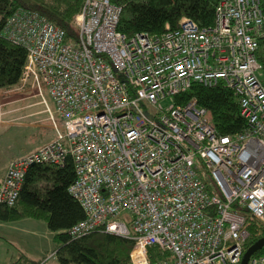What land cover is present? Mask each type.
I'll return each mask as SVG.
<instances>
[{"label":"built area","instance_id":"1","mask_svg":"<svg viewBox=\"0 0 264 264\" xmlns=\"http://www.w3.org/2000/svg\"><path fill=\"white\" fill-rule=\"evenodd\" d=\"M121 11L84 0L69 41L34 12L6 20L2 34L27 51L19 84L41 98L47 89L55 137L10 162L0 208L14 205L29 166L70 156L68 191L85 215L73 237L130 240L129 264H240L248 219L264 229L261 0H219L209 28L182 18L175 30L130 38L117 31ZM197 83L232 90L245 129L219 135L194 99L174 103ZM261 250L247 264H264Z\"/></svg>","mask_w":264,"mask_h":264},{"label":"trees","instance_id":"2","mask_svg":"<svg viewBox=\"0 0 264 264\" xmlns=\"http://www.w3.org/2000/svg\"><path fill=\"white\" fill-rule=\"evenodd\" d=\"M109 1L122 7L117 31L127 38L138 33L160 35L166 25L175 30L182 18L199 28H209L214 24L219 3V0ZM83 3L84 0H0V90L19 85L27 55L22 46L2 34L6 20L18 9L34 12L63 30L65 40L69 41L75 37L74 18L80 13ZM261 10L262 35L257 40L255 59L264 74V0H261ZM192 99L209 112L212 126L219 135L233 137L245 129L238 99L223 83L213 87L194 84L183 94L175 96L174 103L183 105ZM74 179V163L70 156L61 167L29 166L14 205L0 208V223L25 219L44 222L54 242L58 243L52 254L57 264H129L132 241L103 232H91L81 237L70 234L73 226L85 219L82 207L68 191ZM248 222L249 238L245 250L264 236V229L260 231L256 221L248 219ZM155 252V249H149L153 260L160 256Z\"/></svg>","mask_w":264,"mask_h":264},{"label":"rangeland","instance_id":"3","mask_svg":"<svg viewBox=\"0 0 264 264\" xmlns=\"http://www.w3.org/2000/svg\"><path fill=\"white\" fill-rule=\"evenodd\" d=\"M168 103L169 101L164 105ZM46 107L53 110L54 106L45 87L42 88V98L37 94L36 89L28 85L19 84L13 89L0 90V173L4 172L11 154L18 150L36 148L38 144L52 137L53 131L49 128L51 122ZM11 110L14 111L12 117L18 120L7 118L10 116L7 113L10 112L6 111ZM8 124H12L13 127L10 128ZM27 221L33 223L34 227H27L26 231L18 234L16 240H13L14 236L11 232L19 233L13 229V226L28 224ZM18 223L20 224H5L0 228V236L5 238L3 242L6 240L8 243L6 246L8 254L4 251L5 246L0 245V264H57L51 252L57 249L58 243L54 242L52 235L48 233L46 224L27 219ZM27 242L35 244L36 247L26 246ZM37 247L46 250L47 255L43 253L40 258Z\"/></svg>","mask_w":264,"mask_h":264},{"label":"crops","instance_id":"4","mask_svg":"<svg viewBox=\"0 0 264 264\" xmlns=\"http://www.w3.org/2000/svg\"><path fill=\"white\" fill-rule=\"evenodd\" d=\"M6 112H10V113H7V114H9L10 116H8L7 118H9V120H12V119H17L18 120V118H15V117H12V114H13V112L14 111H6ZM3 116V115H2ZM10 118H12V119H10ZM9 125V127L10 128H12L13 126H12V124H8ZM22 125V124H21ZM23 126H26V125H23ZM49 128L52 130V128L49 126ZM53 131V130H52ZM54 137H55V134H54V132H52V137L49 139V140H46L45 142L43 141L41 144H38V147H36V148H32V149H27V150H24V151H17L16 153H13V154H11L10 156H9V160H8V164H9V162L11 161V160H14V159H18V158H22V157H24L25 155H27V154H29V153H31V152H33V151H35V150H37L38 148H40L41 146H43V145H45L46 143H48V142H50V141H52L53 139H54ZM8 164H7V166H6V168H5V170H4V172H2V173H0V181L2 180V178H3V176H4V173L6 172V169H7V167H8ZM27 220H31V219H27ZM20 221H22V220H19V221H16V222H11V223H0V228H2V226L3 225H7V224H12V223H14V224H20V223H18V222H20ZM35 221V220H34ZM33 222V221H32ZM27 223L28 224H26V223H23V224H21V225H14L13 226V229L16 231V232H19V233H14V232H11V235H13L14 236V238H13V240H16V237H18V234H20V233H23V231H26V229H27V227H34V225H33V223H29L28 221H27ZM48 231V230H47ZM48 233L50 234V235H52L49 231H48ZM31 237H35V236H31ZM52 238H53V235H52ZM3 239H5L3 236H0V245H3V246H5L4 248L1 246V248H3L4 249V251L5 252H7V254H8V250H7V248H6V246H7V241L5 240L4 242H3ZM26 246H28V247H36V245L35 244H31V243H29V242H27V245ZM39 246V245H38ZM49 249H50V246L48 247ZM38 249H39V251H38ZM37 253H38V256H40V258L42 257V254L43 253H46V255H47V251L46 250H42L41 249V247H37ZM53 253V251L51 252V254Z\"/></svg>","mask_w":264,"mask_h":264},{"label":"water","instance_id":"5","mask_svg":"<svg viewBox=\"0 0 264 264\" xmlns=\"http://www.w3.org/2000/svg\"><path fill=\"white\" fill-rule=\"evenodd\" d=\"M262 248H264V236L259 238L245 250L242 255L240 264H247L250 257L253 256L256 252L260 251Z\"/></svg>","mask_w":264,"mask_h":264}]
</instances>
